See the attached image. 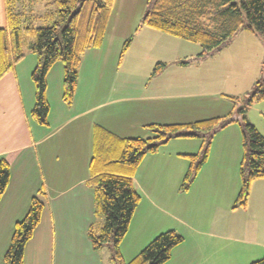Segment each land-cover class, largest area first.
Instances as JSON below:
<instances>
[{
    "label": "crops",
    "instance_id": "crops-1",
    "mask_svg": "<svg viewBox=\"0 0 264 264\" xmlns=\"http://www.w3.org/2000/svg\"><path fill=\"white\" fill-rule=\"evenodd\" d=\"M111 21L109 17L102 45L82 55L70 105L62 101V64H54L47 73L46 124L31 116L35 105L31 74L38 63L34 54L25 50L24 58L0 79V160L6 161L10 170L0 199V264L14 226L25 217L32 197L44 206L40 222L24 247L23 264H106L101 250L94 251L88 237L90 231L98 232L103 225V218L95 212L90 162L101 138L110 142L113 138L98 135L96 127L114 137L147 138L152 135L147 127L151 124H186L209 118L231 123L213 136L208 158L187 190L180 189L190 165L183 155L200 153L199 139H173L143 158L132 178L141 198L120 244V254L128 262L157 235L172 230L183 242L172 250L165 264H250L261 259L264 179L250 185L245 208H232L241 187L242 116L235 105L244 103L242 96L235 95L242 92H231L236 101L213 103L210 100L216 94L207 90L210 73L196 78L191 68L199 70L215 54L220 65L236 66L250 54L259 61L264 58V39L240 30L218 53L195 60L201 52L199 45L198 51L197 44L141 27L119 60L120 45H109V32L114 31ZM124 24L120 27L123 37L129 33ZM6 27L5 0H0V29ZM150 37H155L154 48L160 55H154L151 62L148 59L145 66L141 59L144 53L138 47L146 38L151 41ZM187 50L193 52L184 55ZM163 52L171 54L164 59ZM128 58L133 59L129 75L116 74V68ZM157 64L164 68L153 75ZM143 67L150 69L148 84L137 76ZM121 68L122 72L125 67ZM248 76L237 83L244 82L250 91L260 72ZM243 115L264 137V101L245 108ZM228 244L236 245L237 250L232 252Z\"/></svg>",
    "mask_w": 264,
    "mask_h": 264
},
{
    "label": "trees",
    "instance_id": "trees-1",
    "mask_svg": "<svg viewBox=\"0 0 264 264\" xmlns=\"http://www.w3.org/2000/svg\"><path fill=\"white\" fill-rule=\"evenodd\" d=\"M115 0H5L6 29H0V79L25 56V50L34 54L38 63L31 79L35 87V105L32 118L46 124L48 102L46 76L52 66L63 67L62 101L72 103L78 66L83 53L102 45ZM43 4L45 11L38 15L34 6ZM197 44L201 52L195 60H202L228 45L240 31L246 30L264 39V0H147L140 26ZM133 36L122 47L121 56L128 49ZM163 64H157V75ZM241 114V144L243 156L240 163V191L235 208H245L252 182L264 179V137L248 123L244 109L264 101V60L260 76L243 97ZM223 118H209L186 124H151L147 138L114 137L100 127L98 135H110L94 146L90 162L95 212L103 218L98 232L90 231L88 237L94 251L111 245L112 264H165L172 250L183 242V237L169 230L157 235L139 254L125 262L120 254V244L128 232L132 216L140 202L132 178L148 154H154L173 139H199L201 153L183 155L189 168L180 185L187 190L200 168L205 164L210 143L216 132L230 124ZM207 135V140L205 139ZM8 163L0 160V199L8 186ZM43 203L32 197L25 217L14 226L3 264H23L26 243L38 226ZM250 264H264V256Z\"/></svg>",
    "mask_w": 264,
    "mask_h": 264
},
{
    "label": "rangeland",
    "instance_id": "rangeland-1",
    "mask_svg": "<svg viewBox=\"0 0 264 264\" xmlns=\"http://www.w3.org/2000/svg\"><path fill=\"white\" fill-rule=\"evenodd\" d=\"M146 1L147 0H115V7L113 8V11L111 13V23H113V30L114 31H110L109 32V45L113 48L116 47V45H120V51L122 52V47H123V43L130 37H134V35L136 34V31L141 27L140 26V21L141 18L143 16V12H144V8L146 7ZM238 1V0H237ZM117 3V4H116ZM45 11V6L43 4H37L34 6V13L35 14H42ZM122 22H125L124 25L128 26L129 29V33L128 35H125L123 37V34L120 33L121 30V24ZM110 24V22H109ZM117 28V31L115 30ZM139 29V30H140ZM125 30L124 28L122 29V31ZM138 30V32H139ZM126 31V30H125ZM124 38V39H123ZM154 39L155 37H150L149 41L147 38L145 39L146 43H142L140 42L138 49L142 50V53H144V55L141 56V59H143V65L146 66L148 59L153 60L154 55H158L159 51L158 48L155 49L154 48ZM157 42H160L161 40L156 37ZM164 43L166 44H171V42L164 40ZM195 46V45H194ZM195 47L198 48L199 51V46L196 45ZM165 50V48H164ZM168 51V50H167ZM121 52H120V59H119V53L116 57V60L118 61L121 60ZM187 52V53H186ZM184 55H188L191 54L193 51H191V53H189L190 51H186ZM217 53V52H215ZM170 52H163L161 54V56L165 59L168 55H170ZM181 54V59H183L185 56ZM195 54V53H194ZM234 54V53H232ZM138 55V53H136V56ZM160 55V54H159ZM179 56V55H178ZM135 60V57H133ZM133 61V59L128 58L127 60H125V62L123 63L122 66H124L125 68H123L122 70V66L117 69L116 68V74H124V75H129L128 70H129V66L131 67L130 62ZM262 60H264V58L259 59V61H257V58L255 56V54H250V55H245L242 59V61L234 66L231 65L230 63L228 64H224V65H220L219 63V55L215 54L212 56V59L209 60V62L207 64H202V66H199V70H194L191 68V72L194 74V77L197 78V76L201 75L203 72H208L210 73V82L209 83V87L207 90H209V92H214L216 95L213 96L211 98V102L213 103H226V101H229L228 99H233L234 101H236L231 95V92H242L238 95H235V97L238 96H242L248 92L249 90L247 89L246 84L243 83H237V80L239 79H246L248 78L250 75V73H256L257 72V76L260 72V68H261V62H263ZM56 65H61V63H58ZM193 65H196V63H194ZM62 66V65H61ZM153 66V63H152ZM54 67V66H53ZM58 67V66H57ZM115 67V65H114ZM150 69H146V67H143L141 69H139V72L137 74V76L142 77V82H146L147 84L149 83V81H147V73L149 72ZM55 71V70H54ZM119 71V73H118ZM121 72V73H120ZM151 72V71H150ZM150 75V73H149ZM196 75V76H195ZM250 78V77H249ZM233 80H236L234 83ZM147 86V85H146ZM244 88L245 89H240ZM150 88L147 87L146 88V92L145 93H149ZM243 90V91H242ZM141 93V92H140ZM236 110L239 109L238 105H235ZM249 123V122H248ZM151 136V135H150ZM207 135H205V139L207 140ZM201 153V151H200ZM179 246V245H178ZM228 247H231L232 252L237 250V246L233 245V244H228ZM101 254H103V258L105 259L106 264H112L111 259H109V256L111 255V245L107 244L105 245L103 248H101ZM122 257V256H121ZM126 262V261H125Z\"/></svg>",
    "mask_w": 264,
    "mask_h": 264
}]
</instances>
